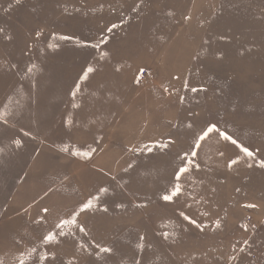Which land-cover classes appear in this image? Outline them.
Returning a JSON list of instances; mask_svg holds the SVG:
<instances>
[{"label":"rangeland","instance_id":"obj_1","mask_svg":"<svg viewBox=\"0 0 264 264\" xmlns=\"http://www.w3.org/2000/svg\"><path fill=\"white\" fill-rule=\"evenodd\" d=\"M0 264H264V0H0Z\"/></svg>","mask_w":264,"mask_h":264},{"label":"crops","instance_id":"obj_2","mask_svg":"<svg viewBox=\"0 0 264 264\" xmlns=\"http://www.w3.org/2000/svg\"><path fill=\"white\" fill-rule=\"evenodd\" d=\"M54 187V188H53ZM55 189V186H50L48 188H39L37 185H22L18 184L14 187V189L11 191V194L9 195L8 202L10 205H8L9 209H16L19 210L15 211H6L7 214H12L11 216H14L12 220V224L16 223H37L39 216H35L37 213L36 209H41V214H47L44 212V209H47V203L51 202L53 200V191ZM91 198V197H90ZM79 205L77 206L79 210H81V215L85 216L88 213H91L95 215V209H90V206L86 207V205H82L79 201ZM29 208L31 209V213L33 209L35 210L30 216L22 218V216H18V214H21L23 212V209ZM66 212L62 211L61 215H64ZM60 215V214H58ZM18 216V217H16ZM9 217V218H10ZM35 217V218H32ZM83 220V219H81Z\"/></svg>","mask_w":264,"mask_h":264}]
</instances>
